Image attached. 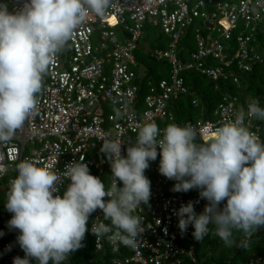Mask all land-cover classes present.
I'll use <instances>...</instances> for the list:
<instances>
[{
    "label": "built area",
    "instance_id": "2783aa9c",
    "mask_svg": "<svg viewBox=\"0 0 264 264\" xmlns=\"http://www.w3.org/2000/svg\"><path fill=\"white\" fill-rule=\"evenodd\" d=\"M24 3L25 0H0L9 12L19 10ZM148 25L170 37L167 47L150 52L154 59L169 64L170 75L158 81L149 80L141 102L138 96L144 70H137L136 53ZM193 27L197 47L185 59L180 55V43ZM263 64L264 0H112L103 18L90 14L78 26L68 49L58 54L44 75L47 81L38 94V115L26 121L10 142L0 144V184L7 176L8 191L10 181L17 175V164L30 160L61 176L58 188L62 193L69 183L62 176L65 165L84 157L90 173L107 185L111 168L100 152L103 142L99 137L123 141L121 153L126 155L138 128L148 122H155L160 129L170 123H190L202 129V139H206L216 127L243 114L244 126L264 142V121L247 116L251 100L242 102L240 96L229 91L222 92L210 116L179 120L172 108L180 97L195 95L186 84L185 74L189 71L206 75L216 83L230 79L238 83L239 71H252ZM215 89L220 87L216 84ZM199 100L194 96L192 101L198 104ZM159 159L158 155L156 161H150L145 171L152 195L150 206L141 205L142 209L134 213L144 218L146 226L135 249L107 238L97 240L91 232L92 222L102 220L103 212L97 209L89 218L87 233L94 236L95 249L102 250L108 242L114 251H121L120 257L107 264L197 261L194 228L189 226L187 233L181 235L174 211L199 199L195 210L200 213L207 201L200 199L196 190L173 192L176 181L159 173ZM8 221L5 238L0 239V264H11L13 251L23 252L16 239L19 233L9 229ZM246 264H264V258L254 256Z\"/></svg>",
    "mask_w": 264,
    "mask_h": 264
},
{
    "label": "clouds",
    "instance_id": "9594fccd",
    "mask_svg": "<svg viewBox=\"0 0 264 264\" xmlns=\"http://www.w3.org/2000/svg\"><path fill=\"white\" fill-rule=\"evenodd\" d=\"M111 5L112 0H25L19 10L9 12L0 4V144L10 142L38 115L43 77L68 49L78 26L90 14L103 18ZM247 116L264 121L258 99L248 103ZM204 135L190 123L160 129L148 122L138 128L126 155L121 153L123 141L100 136L110 182L105 185L92 175L80 157L65 165L62 176L69 183L62 193L60 175L22 160L5 201L12 214L8 227L18 231L17 243L24 252L13 264H65L84 247L89 218L97 209L103 212L102 220L92 222L97 240L135 249L146 226L134 213L141 205L150 206L151 181L145 171L158 155L159 173L176 181L173 192L196 190L207 201L200 213L195 210L199 199L174 211L181 235L192 226L197 242L211 233L226 248L247 249L251 236L264 229V142L244 126L243 114L216 127L206 139ZM235 233L244 239L238 242Z\"/></svg>",
    "mask_w": 264,
    "mask_h": 264
},
{
    "label": "trees",
    "instance_id": "16d2710c",
    "mask_svg": "<svg viewBox=\"0 0 264 264\" xmlns=\"http://www.w3.org/2000/svg\"><path fill=\"white\" fill-rule=\"evenodd\" d=\"M195 28H190L186 36L180 43V55L187 59L196 47ZM170 37L161 29L148 25L145 30V37L137 50L138 71L143 68L142 89L138 98L142 102L148 91V81H158L169 77L170 66L166 61L154 59L150 52L154 48L167 47ZM240 82L236 83L232 79L213 81L206 75L199 72L189 71L185 74L186 84L195 95L182 96L174 102L172 107L179 120L187 118L198 119L202 116H210L221 100L223 91H229L238 95L242 102L246 99L256 98L264 107V64L256 65L252 71H239ZM47 78H43V83ZM220 87L215 89V85ZM199 97V103H193V97ZM207 118V117H206ZM7 176L0 184V232L4 233L0 239L5 238V225L9 219V212L5 209L7 194ZM239 242L244 239L241 233H235ZM84 247L72 253L65 264H107L110 260L120 257V252L114 251L108 242L104 243L102 250H96L94 246V236L90 233L85 235ZM127 249V248H126ZM197 261L186 260L183 264H246L254 256L264 258V229L251 236L248 240V248L243 249L238 246L226 248L223 242L211 233L202 242L197 244ZM12 256L24 257L23 252L13 251ZM13 264V261H11ZM33 264V262H32Z\"/></svg>",
    "mask_w": 264,
    "mask_h": 264
},
{
    "label": "rangeland",
    "instance_id": "374dc122",
    "mask_svg": "<svg viewBox=\"0 0 264 264\" xmlns=\"http://www.w3.org/2000/svg\"><path fill=\"white\" fill-rule=\"evenodd\" d=\"M244 109H243V106H241V108H240V111H243Z\"/></svg>",
    "mask_w": 264,
    "mask_h": 264
}]
</instances>
